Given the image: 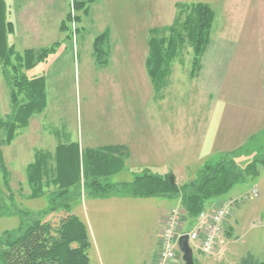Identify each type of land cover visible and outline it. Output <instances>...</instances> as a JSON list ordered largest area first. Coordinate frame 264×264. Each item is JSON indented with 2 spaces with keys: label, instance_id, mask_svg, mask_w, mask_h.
I'll use <instances>...</instances> for the list:
<instances>
[{
  "label": "rangeland",
  "instance_id": "374dc122",
  "mask_svg": "<svg viewBox=\"0 0 264 264\" xmlns=\"http://www.w3.org/2000/svg\"><path fill=\"white\" fill-rule=\"evenodd\" d=\"M198 3L209 5L215 15L202 69L192 75L191 49L186 47L167 87L157 92L146 70L149 34L137 29L146 22L163 30L173 24L180 5ZM121 7L129 9L125 22L136 37L124 34L123 40L130 41L124 44L106 41L101 61L93 53L97 30L85 32L82 12L75 13L80 34L66 19L68 30L56 44L24 45L9 35L18 53L56 47L45 62L25 70L29 78H45L47 108L2 149L14 201H9L0 167V238L19 230L25 214L18 210L57 222L60 213L52 208L51 195L31 196L28 168L37 152L53 159L60 145H79L83 152L125 144L131 156L108 180L111 184L131 183L147 168L160 176L173 174L181 187L197 180L206 164L234 158L245 170L256 163V176L246 175L226 195L206 204L205 211L212 212L223 201L244 198L226 220L220 255L191 249L196 264L264 262V0H107L95 9L118 28L115 16ZM11 90L0 62V120L12 114ZM150 133L160 156L140 154L136 139ZM148 158L151 163L145 164ZM46 190L55 191L52 184ZM70 202L71 212L89 228L91 264H153L161 250L164 219L180 206L169 197L100 199L83 186L80 197Z\"/></svg>",
  "mask_w": 264,
  "mask_h": 264
},
{
  "label": "trees",
  "instance_id": "16d2710c",
  "mask_svg": "<svg viewBox=\"0 0 264 264\" xmlns=\"http://www.w3.org/2000/svg\"><path fill=\"white\" fill-rule=\"evenodd\" d=\"M71 3L67 20L73 22L77 36L79 27L75 21L79 22L80 17L75 13L87 14L89 7L86 3ZM214 20V11L207 4L180 5L171 26L150 31L146 70L157 92L167 87L174 63L186 47L191 49V73L193 76L199 74L202 58L211 44ZM62 30H68L66 21ZM13 33L14 24L8 20L7 1L0 0V62L5 78L12 87V114L6 120H0V167L4 172L9 201L14 200L8 187L2 149L12 144L18 132L29 125L34 115L44 113L47 108L45 78H29L25 70L45 62L56 47L54 45L40 51L28 49L18 53L8 39ZM106 41L109 42L108 32L97 36L94 41L93 53L97 61H101L105 54L103 45ZM255 139L253 136L251 141ZM238 152L244 153L245 150ZM129 155V149L123 145L87 149L83 152L79 145H60L53 159L46 153L37 152L34 162L28 168L31 196L39 198L50 194L52 208L59 210L60 214L56 222L43 217V214L21 212L14 206L19 214H25V218H22L17 232H6L0 238V264H91L89 250L92 239L89 228L71 212L70 200L80 197L82 186L91 189L92 194L100 199L176 198L180 202L177 208L182 210L183 230L190 232L200 214L205 212L208 201L226 195L246 175L256 176V163L240 170L234 158H226L216 164H206L197 180L181 187L177 185L173 174L160 176L147 168L131 183H109L111 177L124 169ZM52 161L53 166L50 165ZM172 176L174 181L171 180ZM50 184L54 192L46 190ZM2 200L7 202L6 198Z\"/></svg>",
  "mask_w": 264,
  "mask_h": 264
},
{
  "label": "crops",
  "instance_id": "0c3cea01",
  "mask_svg": "<svg viewBox=\"0 0 264 264\" xmlns=\"http://www.w3.org/2000/svg\"><path fill=\"white\" fill-rule=\"evenodd\" d=\"M6 1L8 8V20L14 24V33L13 35L10 36L17 37L20 40V43L24 45L35 44V43L56 44L59 42V39H61V35L64 33V30H62L63 23L67 19L69 13L68 11L69 6H67L68 0H6ZM71 1L88 4L89 7L88 13L85 14L87 19L85 23L86 28H84L85 32L90 31L92 28L97 30L98 36L108 32L109 41H115L117 43H123V44L130 42L128 41V39L123 40V38L125 37L124 34H127V37L128 36L136 37L135 32L130 31L129 30L130 26L128 25L127 22H125V19L127 18V12L129 11L127 7L125 8L121 7L116 9L117 13L115 17H117V21H118V28H117L116 25L112 22L110 16L108 19H105L103 17H100L99 14L98 15L96 14L97 9L95 8L100 7V5H104L107 0H71ZM152 30H154V28L149 23L145 22L140 28L137 29L138 31L137 33L147 32L150 37V31ZM78 34L80 33L78 32ZM116 39H119L118 40L119 42L116 41ZM94 41H93V45H94ZM28 49L30 48H25L24 50H28ZM31 50L37 51L36 49H31ZM150 83L153 89L155 90L151 82V79H150ZM136 141L138 143V149H142L140 153L141 155L148 157L160 156L157 152L156 138L152 136L151 133L148 135H144L143 137H138ZM117 145H123L128 148V146L125 144H117ZM128 149L130 153L129 155L130 158L131 149L130 148ZM139 160L140 163L143 165L151 163L150 158L147 159V162L145 164L143 159H139ZM167 217H165V219ZM157 258H155L156 260L153 262V264L156 263Z\"/></svg>",
  "mask_w": 264,
  "mask_h": 264
},
{
  "label": "built area",
  "instance_id": "2783aa9c",
  "mask_svg": "<svg viewBox=\"0 0 264 264\" xmlns=\"http://www.w3.org/2000/svg\"><path fill=\"white\" fill-rule=\"evenodd\" d=\"M252 195L257 197V191L254 190ZM247 197L248 195L245 196ZM243 200L244 198H237L223 201L214 211L201 213L190 232L183 230L181 208L173 210L164 221L160 237L162 247L155 264H185L179 248V241L183 236H188L189 243L204 254L220 255L217 248L222 241L226 220L232 207Z\"/></svg>",
  "mask_w": 264,
  "mask_h": 264
},
{
  "label": "water",
  "instance_id": "95a60500",
  "mask_svg": "<svg viewBox=\"0 0 264 264\" xmlns=\"http://www.w3.org/2000/svg\"><path fill=\"white\" fill-rule=\"evenodd\" d=\"M171 180L174 181V176L171 177ZM179 247L183 253L184 260L186 264H194L193 251L189 245L188 236H183L179 241Z\"/></svg>",
  "mask_w": 264,
  "mask_h": 264
}]
</instances>
